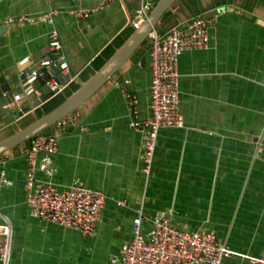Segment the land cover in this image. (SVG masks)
Segmentation results:
<instances>
[{"label": "crops", "instance_id": "0c3cea01", "mask_svg": "<svg viewBox=\"0 0 264 264\" xmlns=\"http://www.w3.org/2000/svg\"><path fill=\"white\" fill-rule=\"evenodd\" d=\"M155 7L161 0H151ZM145 0H0V141L34 121L6 127L9 96L21 95L22 71L50 57L49 34L57 29L77 74L62 93L37 111L43 116L96 75L135 32L131 16ZM153 7V8H154ZM206 50L179 61L184 128L159 132L152 171L143 172L145 135L130 126L125 88L137 97L140 118H150V43L123 64L114 78L64 119L53 175L43 182L63 190L81 181L107 196L94 236L35 217L26 203L29 141L0 156L12 182H0V212L11 220V264L120 263L133 219L144 210L143 230L160 213L185 231H215L237 255L222 264L264 259V0H177L156 27L164 35L221 8ZM76 9L96 11L89 18ZM152 12V11H151ZM54 13L46 21L39 17ZM34 19L16 24L9 20ZM29 61L22 65L23 60ZM78 81V82H77ZM42 88V85L39 84ZM120 201L127 207L119 206ZM2 221V220H1Z\"/></svg>", "mask_w": 264, "mask_h": 264}, {"label": "built area", "instance_id": "2783aa9c", "mask_svg": "<svg viewBox=\"0 0 264 264\" xmlns=\"http://www.w3.org/2000/svg\"><path fill=\"white\" fill-rule=\"evenodd\" d=\"M151 0L131 16V24L139 29L153 10ZM227 12L221 8L213 16H201L190 20L184 27H176L167 34L153 29L149 34L151 59L150 118L142 120L137 108V97L122 88L130 110V126L141 130L145 135L143 154V172L149 177L154 164L159 132L165 128H184L181 113V90L179 61L186 52L206 50L209 46V31L215 28L217 18ZM96 11L76 9L70 16L77 20L89 18ZM54 13L39 17L46 21ZM34 19L9 20L16 24ZM50 57L43 60L39 69H28L21 84V110L42 96L39 87L40 78L49 76V84L56 86L53 68L59 65V74L69 71V62L64 52L60 33L54 29L49 34ZM29 59L23 60L24 65ZM64 121V120H63ZM63 121L55 127L59 130ZM60 134L38 135L29 140L26 150V203L31 213L44 221L74 230L85 237L94 236L100 222L107 196L76 181L66 189H59L53 183L37 178L38 173L53 175V158L58 153ZM0 182L11 186L4 170H1ZM119 206L127 207L125 201ZM2 220V221H1ZM144 210L140 208L132 222L131 240L121 248L120 263L111 264H222L223 260L237 255L226 244L219 241L215 231H185L177 228L170 214L160 213L152 220V229L143 230ZM13 226L11 220L0 212V264H11L13 249ZM252 264H264V259L249 258Z\"/></svg>", "mask_w": 264, "mask_h": 264}, {"label": "water", "instance_id": "95a60500", "mask_svg": "<svg viewBox=\"0 0 264 264\" xmlns=\"http://www.w3.org/2000/svg\"><path fill=\"white\" fill-rule=\"evenodd\" d=\"M177 0H161L153 8L148 19L142 24L139 29H136L129 40L118 50L114 57L93 77L87 82H79V89L66 98L62 103L52 108L49 112L43 116H38L37 111L43 106L47 105L52 97H56L62 93L63 89L71 83V80L75 78L77 74L71 71L68 74H59V65H55L53 68V76L57 82L56 86L49 84L50 77L43 76L40 78V84L42 85V96L40 99L29 103L21 110L18 108V103L21 101V95L18 93L12 97L9 96L7 102L8 105L5 108V117L3 124L6 127L12 126L16 123L25 122L27 117L31 115L34 117V121L30 122L24 127L19 128L15 134L0 141V156L6 152L14 149L17 146L27 143L30 139L38 135L50 136L48 131L56 126L58 122L63 121L71 114L76 112L81 106H83L101 87H103L108 81L112 80L116 73H118L125 62L137 52V50L149 41V34L153 29H156L162 17L175 5ZM236 9L228 8V12H234ZM218 13V10L212 11L206 14V17L213 16ZM22 72H25L23 70ZM25 75L21 74L20 86L24 80ZM78 82V81H77ZM51 95H53L51 97Z\"/></svg>", "mask_w": 264, "mask_h": 264}]
</instances>
